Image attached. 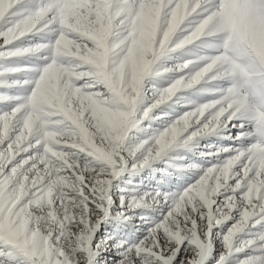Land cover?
<instances>
[{"label":"snow or ice","instance_id":"snow-or-ice-1","mask_svg":"<svg viewBox=\"0 0 264 264\" xmlns=\"http://www.w3.org/2000/svg\"><path fill=\"white\" fill-rule=\"evenodd\" d=\"M0 264H264V0H0Z\"/></svg>","mask_w":264,"mask_h":264}]
</instances>
